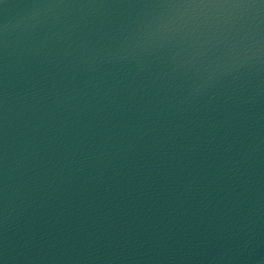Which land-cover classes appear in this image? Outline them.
<instances>
[{
	"label": "water",
	"instance_id": "obj_1",
	"mask_svg": "<svg viewBox=\"0 0 264 264\" xmlns=\"http://www.w3.org/2000/svg\"><path fill=\"white\" fill-rule=\"evenodd\" d=\"M0 264H264V0H0Z\"/></svg>",
	"mask_w": 264,
	"mask_h": 264
}]
</instances>
